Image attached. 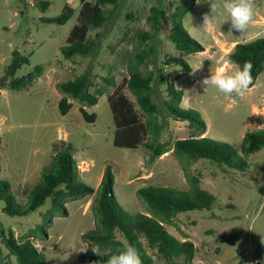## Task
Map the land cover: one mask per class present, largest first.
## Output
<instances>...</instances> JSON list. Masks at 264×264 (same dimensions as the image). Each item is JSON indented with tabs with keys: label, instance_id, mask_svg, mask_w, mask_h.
Masks as SVG:
<instances>
[{
	"label": "rangeland",
	"instance_id": "1",
	"mask_svg": "<svg viewBox=\"0 0 264 264\" xmlns=\"http://www.w3.org/2000/svg\"><path fill=\"white\" fill-rule=\"evenodd\" d=\"M82 1L93 0H0V78L5 75L15 51L31 61L15 78L26 76L37 65L44 67V73L30 89L0 90L1 179L11 184L17 201L25 204L54 156L68 151L78 165L77 180L94 190L93 194L63 201L66 212L59 207L52 213L53 201L49 198L44 206L24 217L6 215L3 211L7 203L0 200V220L6 235L12 231L17 239L32 236L48 264H76L84 253L79 250L89 243L83 236L96 229L91 206L107 167L112 168L115 176L117 201L132 216L147 212L145 203L137 195L140 189H189L173 151L151 160L150 152L143 146L138 149L114 146L116 127L108 101L114 87L100 95L99 102L92 107L69 99L73 108L64 116L59 110L63 95L56 88L58 83L73 80L89 70L92 93L105 88V78L111 75L120 84L121 57L135 49H144L139 33L147 32L153 35L148 43L154 53L147 68L155 72L154 100L163 124L162 143L173 147L176 141L188 139L195 132L189 122L177 120L168 113V83L184 91L181 107L205 122V136L231 145L239 155H242L246 134L264 130V73L243 98H235V103L215 87L206 88L201 84L211 71L224 69L232 74L239 68L229 61L235 42L247 44L264 38V25L260 24L264 18V0H255L256 15L245 33L232 29L230 16L224 12L216 17L212 32L201 34L195 27L202 24L204 13L211 14L210 4H196L185 17L184 27L204 46L205 52L190 55L181 54L169 38L177 2L119 0L108 21L90 31V37L97 41L95 51L87 57L66 59L61 49L78 23ZM41 2L49 3L48 9L44 10ZM215 2L222 6L224 0ZM66 6L76 11L67 24L45 22L60 16ZM155 8L159 15L153 28L149 18ZM169 57L182 58L191 71L175 64L167 65ZM125 94L135 101L128 90ZM81 108L96 116L95 123L84 119ZM192 171L201 179L202 187L216 197L215 207L211 212L177 215L175 226H167L169 233L180 241L194 244V264H264V149L247 160L244 171L205 160L196 162ZM117 238L127 244L121 233ZM0 243L7 262L18 264L3 239ZM143 243L152 264H167L145 240Z\"/></svg>",
	"mask_w": 264,
	"mask_h": 264
},
{
	"label": "trees",
	"instance_id": "2",
	"mask_svg": "<svg viewBox=\"0 0 264 264\" xmlns=\"http://www.w3.org/2000/svg\"><path fill=\"white\" fill-rule=\"evenodd\" d=\"M174 1L178 3V7L172 15L173 27L169 37L171 42L183 55L205 52L204 46L194 40L184 27L185 17L196 6L195 0ZM118 4L119 0L82 1L78 23L72 29L66 46L61 49L64 58L87 57L95 51L97 41L96 38L90 37V31L102 27ZM40 6L46 10L49 3L41 2ZM109 7L113 9H108ZM75 13V9L66 6L60 16L46 19L45 22L65 25ZM158 15V9H153V16L149 18L153 28ZM139 38L145 48L135 49L121 57L123 71L120 84L117 85L114 76L111 75L105 78V88L92 93V75L89 70H85L73 80L56 85L57 90L63 95L59 110L64 116L71 111L73 105L69 99L78 101L84 106H95L99 102V96L114 87V92L108 96L116 127L114 146L126 149H138L143 146L150 152L151 160L161 158L173 151L182 166L189 189L185 191L155 187L140 189L137 195L145 203L147 212L132 216L124 211L114 195L115 176L109 166L104 171L91 206L96 219V229L85 234L83 238L91 244H99L102 249L111 248L113 252L132 245L139 251L143 264H152V259L143 243L145 240L148 247L163 256L167 264H177L178 261H182V264H194V244L190 241L178 240L167 230V226H175V219L179 214L195 211L211 212L215 207L216 197L202 187L201 179L193 173L192 166L200 160H205L233 170L244 171L247 160L264 149V130L246 134L243 139L242 155H239L231 145L205 136L207 133L205 122L181 107L184 91L177 89L173 83H168L167 91L170 96V100L166 102L168 113L177 120L189 122L190 128L195 132L188 139L176 141L173 147L162 143L163 124L160 122L159 107L154 100L155 72L147 68V63L154 53V48L148 43L153 39V35L141 32ZM229 61L239 68H242L246 61L253 64L251 74L254 80L252 87H254L259 76L264 73V38L247 44H236L229 54ZM30 63L29 57L15 51L5 75L0 78V90L30 89L44 73L43 66L37 65L26 76L15 78L17 72ZM166 64H175L191 71L182 58L169 57ZM126 90L134 96L135 101L125 94ZM80 112L88 123H95V115H89L83 108ZM2 145L0 137V151ZM78 172V165L70 152L57 153L49 169L42 174L35 190L28 194L26 203L20 204L12 192L11 184L1 179L0 160V200L7 203L3 212L10 217L28 216L44 206L49 198L53 201L52 213L59 207H63L66 212L63 201L94 193L92 188L77 180ZM118 233L123 235L127 244L117 238ZM0 239L4 240L7 249L16 257L18 264H48L46 256L35 246L32 236L17 239L12 231L6 235L1 220ZM106 260L107 257H98L92 251H87L77 258L76 264H105ZM0 264H9L1 243Z\"/></svg>",
	"mask_w": 264,
	"mask_h": 264
},
{
	"label": "clouds",
	"instance_id": "3",
	"mask_svg": "<svg viewBox=\"0 0 264 264\" xmlns=\"http://www.w3.org/2000/svg\"><path fill=\"white\" fill-rule=\"evenodd\" d=\"M195 3L197 5L210 4L211 14L204 13L202 24L195 27L201 34L212 32L215 28L216 17L223 15L224 12H227L230 16L228 21L231 22V28L245 33L256 15L255 0H224L222 6L217 4L215 0H195ZM252 68L253 64L246 61L242 68H238L232 74H227L224 69L216 72L211 71V75L204 77L201 84L206 88L215 87L219 92L225 94L232 103H235V98H243L254 84L251 74ZM89 245H91V251L95 255L107 257L105 264H143L139 251L132 245H127L123 249H117L113 252L111 248L102 249L99 244L86 243L80 248L79 252L86 253Z\"/></svg>",
	"mask_w": 264,
	"mask_h": 264
},
{
	"label": "crops",
	"instance_id": "4",
	"mask_svg": "<svg viewBox=\"0 0 264 264\" xmlns=\"http://www.w3.org/2000/svg\"><path fill=\"white\" fill-rule=\"evenodd\" d=\"M261 19H262V20L260 21V24L262 23V24L264 25V18L262 17ZM236 44H237V42L234 43V46H235ZM37 82H38V80H37ZM37 82H36V83H37ZM36 83H35V84H36ZM35 84H34V85H35ZM103 175H104V174H103ZM101 178H103V177H101Z\"/></svg>",
	"mask_w": 264,
	"mask_h": 264
},
{
	"label": "built area",
	"instance_id": "5",
	"mask_svg": "<svg viewBox=\"0 0 264 264\" xmlns=\"http://www.w3.org/2000/svg\"><path fill=\"white\" fill-rule=\"evenodd\" d=\"M84 164V163H83Z\"/></svg>",
	"mask_w": 264,
	"mask_h": 264
}]
</instances>
